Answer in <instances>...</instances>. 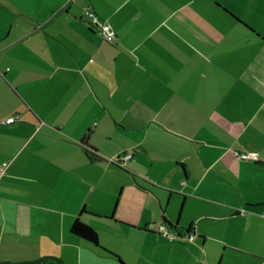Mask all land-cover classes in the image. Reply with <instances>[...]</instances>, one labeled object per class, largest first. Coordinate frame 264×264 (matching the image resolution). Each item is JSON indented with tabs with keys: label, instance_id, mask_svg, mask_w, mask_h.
Instances as JSON below:
<instances>
[{
	"label": "crops",
	"instance_id": "0c3cea01",
	"mask_svg": "<svg viewBox=\"0 0 264 264\" xmlns=\"http://www.w3.org/2000/svg\"><path fill=\"white\" fill-rule=\"evenodd\" d=\"M4 160L0 264H264V0H0Z\"/></svg>",
	"mask_w": 264,
	"mask_h": 264
},
{
	"label": "built area",
	"instance_id": "2783aa9c",
	"mask_svg": "<svg viewBox=\"0 0 264 264\" xmlns=\"http://www.w3.org/2000/svg\"><path fill=\"white\" fill-rule=\"evenodd\" d=\"M85 14L88 18V21L91 27H93L94 29L98 31V33H100L103 40L109 43H113L115 41V37H116L115 32L108 23L99 20L97 15L90 9H86ZM15 118L16 116H11L7 118L6 120H4V122L10 123L14 121ZM235 154L243 159H257L258 157L256 151H250V150H242L239 152L236 151ZM131 156H132L131 153H125L119 156L118 158L120 161H125V160H128ZM8 165H9V160H4L0 163V177L5 174ZM244 212H245L244 210L241 211L242 214H244ZM147 227L171 240L180 235L176 231H170L164 223L148 224ZM182 236H186L187 239H194L195 233L188 232L186 235L182 234Z\"/></svg>",
	"mask_w": 264,
	"mask_h": 264
},
{
	"label": "trees",
	"instance_id": "16d2710c",
	"mask_svg": "<svg viewBox=\"0 0 264 264\" xmlns=\"http://www.w3.org/2000/svg\"><path fill=\"white\" fill-rule=\"evenodd\" d=\"M238 19V18H236ZM239 20V19H238ZM93 151V148H90ZM120 160L119 158L116 159L115 163H118ZM145 230L153 231L147 227V225L144 227ZM70 231L82 237L83 239L99 246L98 243V236L96 230L89 226L88 224L84 223L81 221L79 218L75 219L74 222L71 225ZM108 251V250H106ZM109 252V251H108ZM111 253V252H109ZM113 256L115 254L111 253ZM119 259V258H118ZM119 262L121 264H126L123 261L119 259ZM5 264H64L59 258L53 257V256H46L39 258L37 260H32V261H25V262H17V263H5Z\"/></svg>",
	"mask_w": 264,
	"mask_h": 264
},
{
	"label": "rangeland",
	"instance_id": "374dc122",
	"mask_svg": "<svg viewBox=\"0 0 264 264\" xmlns=\"http://www.w3.org/2000/svg\"><path fill=\"white\" fill-rule=\"evenodd\" d=\"M187 240H189V241H193L194 239H187ZM194 262H196L195 260L194 261H188V260H184V259H182V258H179V257H177V256H173V258H171V260H170V263L171 264H194ZM198 264H206L205 262H204V260L202 259V260H200L199 262H198Z\"/></svg>",
	"mask_w": 264,
	"mask_h": 264
}]
</instances>
